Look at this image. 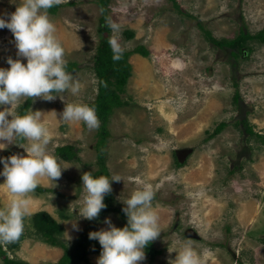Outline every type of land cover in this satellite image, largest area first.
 I'll use <instances>...</instances> for the list:
<instances>
[{
  "label": "rangeland",
  "instance_id": "rangeland-1",
  "mask_svg": "<svg viewBox=\"0 0 264 264\" xmlns=\"http://www.w3.org/2000/svg\"><path fill=\"white\" fill-rule=\"evenodd\" d=\"M175 2L178 8L173 0H109L108 31L99 29L103 23L97 0H63L54 14L48 12L65 60L78 65L71 73L80 91H66L51 101L31 99L27 111L42 112L41 122L50 134L48 151L69 166L54 187L42 180L39 186L47 190L28 194L30 211L69 220L60 223L66 244L88 223L78 218L74 222L79 230H74L72 208L83 194L82 173L98 168L96 142L102 122L88 130L82 122L58 119L66 104L91 106L98 89L93 70L97 45L102 36L115 37L125 50L142 45L149 52L128 58L132 74L121 94L125 103L108 116L104 145L109 174L123 179L111 183L115 205L122 209V200L144 185L155 191L152 204L161 233L151 243L159 253L150 258L145 252L142 264H174L176 253L169 250L187 242L203 264H264V141L254 134L264 136V43L249 39L238 50L217 46L204 33L216 39L234 38L240 29L257 33L264 29V0ZM14 10L10 0H0V16L7 18ZM110 24L120 30L114 32ZM8 57L18 58L14 37L4 28L0 67H9ZM220 123L222 129L213 133ZM66 144L76 148L74 160L56 155L55 148ZM8 154L26 153L12 144L0 150V156ZM11 198L0 187V208ZM32 215L25 221L26 237L8 255L29 264L54 263L63 250L39 238ZM105 217L116 227L126 225L120 214L106 212L93 231L108 227ZM99 254L90 252L88 261L79 264H96Z\"/></svg>",
  "mask_w": 264,
  "mask_h": 264
},
{
  "label": "clouds",
  "instance_id": "clouds-1",
  "mask_svg": "<svg viewBox=\"0 0 264 264\" xmlns=\"http://www.w3.org/2000/svg\"><path fill=\"white\" fill-rule=\"evenodd\" d=\"M63 0H10L15 10L0 16V29L7 28L14 37L17 57L7 58L9 67H0V150L12 144L24 148L25 155L0 156V187L11 194L8 204L0 208V245L7 246L20 240L25 231V221L32 215L28 194L33 193L42 180L52 183V187L62 174L57 157L48 151L50 134L41 122L42 112L19 111L26 100L42 98L54 100L66 91L76 95L79 83L73 74L66 70L67 61L62 43L56 36V27L50 20L48 10ZM114 32L120 26L110 24ZM112 60L119 61L125 49L117 38L109 40ZM19 57L25 58L22 63ZM57 118V114L53 112ZM58 119V118H57ZM59 121L82 122L88 130L100 126L96 109L87 103H69L59 114ZM27 141V146L18 141ZM83 194L78 205L73 206L71 219L74 230H79L74 222L78 218L96 220L106 207L104 197L111 192V183L123 181L113 174L93 175L85 171L81 175ZM155 191L151 185H144L131 192L122 200L127 223L116 227L107 217L108 225L88 233L89 239L97 240L101 251L96 264H142L146 259L145 248L161 233L159 216L153 210ZM69 220H59L58 223ZM70 238V237H67ZM169 250V249H168ZM176 253L174 264H203V261L190 242L182 243L169 250Z\"/></svg>",
  "mask_w": 264,
  "mask_h": 264
},
{
  "label": "trees",
  "instance_id": "trees-1",
  "mask_svg": "<svg viewBox=\"0 0 264 264\" xmlns=\"http://www.w3.org/2000/svg\"><path fill=\"white\" fill-rule=\"evenodd\" d=\"M98 5L101 8L100 21L103 25L99 28L101 31H108V3L109 0H97ZM173 4L178 8L177 3L173 0ZM59 5L54 6L49 9L48 12L54 14ZM206 39L211 41L217 46L220 47H237L238 50L246 46V41L249 39L259 41L264 43V29L258 31L257 33L250 35L246 30L240 29L238 35L231 39H216L211 33L207 30L204 31ZM110 36H102L96 48V53L93 59V70L98 80V89L97 95L94 101L91 103V106L95 107L96 114L99 118V121L102 122L101 129L98 132L99 138L96 142L97 150V162L98 168L93 171V175H107L109 174L108 168L106 166V160L104 155V145L109 135V131L106 129L105 124L108 116L112 111L122 106L125 102L123 101L121 94L125 92V86L127 84L128 78L132 74V65L129 62L128 58L132 54H140L142 56H148V50L142 46H136L131 50H125L123 57L119 61L112 60V51L109 45ZM231 53H233L231 51ZM234 56L238 53H233ZM76 62H67L66 70L71 72L77 68ZM235 84V82H234ZM238 92L234 94V100L237 101ZM31 104V100H26L19 111L21 113L27 111ZM224 123H220L213 133H218ZM250 133H254L251 128H246ZM260 140L264 141V136L254 133ZM56 155L65 160L70 161L74 160L77 157V150L73 145L66 144L62 146H57L55 148ZM10 154L6 155V157ZM180 164V163H177ZM47 189L41 186L36 188V192H45ZM113 193L112 190L104 197V203L106 207L101 211L99 217L106 212H116L121 215L125 224L127 223V218L122 209L115 205L113 202ZM98 217V219H99ZM96 220H88V223L84 230L78 235V237L71 243L66 244L62 241L63 226L58 223L47 211L40 210L35 212L31 217V225L39 236V238L51 246L60 247L63 250L62 255L59 259L51 264H79L80 262L88 261V254L90 252H100L101 246L97 240L89 239L88 233L93 231L96 223ZM26 237V234L22 235L20 240L16 243L3 246L0 245V257L2 259V264H29L28 262L20 259H14L9 257L8 251L15 250L18 248L20 242ZM145 252L150 255V258H153L159 250H155L150 242L149 245L145 248Z\"/></svg>",
  "mask_w": 264,
  "mask_h": 264
},
{
  "label": "bare ground",
  "instance_id": "bare-ground-1",
  "mask_svg": "<svg viewBox=\"0 0 264 264\" xmlns=\"http://www.w3.org/2000/svg\"><path fill=\"white\" fill-rule=\"evenodd\" d=\"M134 59H135V58H134ZM134 59H133V60H134ZM134 66H135V65H134Z\"/></svg>",
  "mask_w": 264,
  "mask_h": 264
}]
</instances>
